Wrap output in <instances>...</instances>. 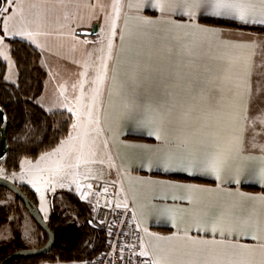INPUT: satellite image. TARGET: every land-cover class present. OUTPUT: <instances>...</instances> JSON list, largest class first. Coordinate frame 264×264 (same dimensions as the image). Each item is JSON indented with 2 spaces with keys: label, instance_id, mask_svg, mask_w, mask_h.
I'll use <instances>...</instances> for the list:
<instances>
[{
  "label": "crops",
  "instance_id": "crops-1",
  "mask_svg": "<svg viewBox=\"0 0 264 264\" xmlns=\"http://www.w3.org/2000/svg\"><path fill=\"white\" fill-rule=\"evenodd\" d=\"M140 3L141 0H122L124 7L122 6L119 19L115 23V35H109L113 39L114 57L110 72L107 78L105 77L99 101L100 131L108 151V160L111 162L110 171L102 177L109 184L107 193L110 194L116 206L132 205L134 217L143 231L145 249L151 254L153 260L162 258L163 264H190L193 258L186 252L192 247H207L217 252L222 250L221 243L235 242L256 247L259 243H264V230L257 231L254 228L246 230L233 241L231 236L220 237L218 234L213 236L211 232L197 231L194 218L197 212L210 204L216 206L210 214L215 216L220 206L225 203H236L242 206L244 215L253 213V220L259 221L264 227V203L259 199H242L243 197H264V185L253 183L235 186L227 180V177L217 181L213 176L190 175L182 171H164L155 166L149 167L143 162L144 149L160 147L161 141L142 132L129 131L131 125L123 115L124 97L120 83L126 79L130 61L134 59L136 52H142L143 55L139 59L154 69L152 78L156 81L163 80L166 84L174 83L177 93L181 92L184 82L181 79L170 82L168 79L170 71L186 73L193 68L201 72L207 69L205 75L208 83L203 93L213 105H219L223 109L222 113L212 114L209 119L216 121L219 117L218 127L227 136L233 126L230 114L238 112L239 123L247 128L246 146H249L247 141H251L253 136H255V142L264 144V123H262L264 121V32L208 25L198 21L200 18L189 21L187 17H181L179 14L162 13L159 9L152 8L151 0H144L143 6L137 7ZM204 18L264 28V25L243 24L231 18L211 16ZM145 19L153 23L144 24ZM197 26L215 30L219 35L208 37L197 32ZM76 29H87V27L82 25ZM111 30L107 29L113 33ZM85 38L82 35L81 41L89 48L90 41ZM186 48L190 49V54ZM177 53L181 54L177 55ZM40 65L46 71L40 94L42 96L48 90L50 75L41 54ZM114 76L117 77L115 81ZM64 80L61 78L55 82V90L49 93L69 92L68 85L63 83ZM236 83H239V88L235 87ZM38 102L45 108L42 102L39 100ZM202 103L194 107V116H202ZM182 112L183 110H177V118L182 116ZM245 115L247 120L244 118ZM181 134L179 126L168 130L170 140L173 136ZM165 146L175 147L174 144ZM80 159L82 160V157ZM80 159L75 164L77 172L74 179L58 180L54 184L48 181L41 186V204L36 197L35 181L29 178H18L16 185H24L32 191L38 209L40 207L44 209L41 215L45 220L50 214V194L53 191L66 190L77 196L79 192H90L95 188L88 183L89 178H87L88 181L80 178V173L85 171L84 167H81L84 163ZM53 167L51 165L50 168L45 169V172L52 173ZM173 175L198 179L201 182L168 177ZM2 176L10 179V173ZM191 188L210 191H189ZM250 188L258 190L254 191ZM46 202H49L47 206L43 204ZM164 209H171L172 216L163 214ZM254 235L259 239L253 240ZM188 236L196 241L215 240L217 244L193 246ZM156 245L164 251H159L154 247ZM237 258L250 260L251 264H262L264 261L259 251L252 254L245 253Z\"/></svg>",
  "mask_w": 264,
  "mask_h": 264
},
{
  "label": "snow or ice",
  "instance_id": "snow-or-ice-1",
  "mask_svg": "<svg viewBox=\"0 0 264 264\" xmlns=\"http://www.w3.org/2000/svg\"><path fill=\"white\" fill-rule=\"evenodd\" d=\"M16 0H4L8 7L3 8L4 16L11 11V6ZM144 0L137 7H142ZM152 8L159 9L160 12L176 13L181 17H187L189 21L204 17H225L238 20L243 24L264 25V0H151ZM113 8L119 15V3H114ZM5 17L4 29L7 30V19ZM144 24H152L153 21L145 19ZM115 21L112 24L113 35H115ZM196 31L208 37H216L219 33L212 29L196 27ZM25 35V33H17ZM28 38H33V33H26ZM35 35H40L36 33ZM124 37L121 36L123 41ZM188 54L190 49L186 48ZM181 53H177L180 55ZM142 52H136L134 59L130 61L129 71L126 79L120 83L123 92V115L129 121L131 127L129 131H138L147 136H154L161 141V146L155 149L145 148L143 162L149 167L155 166L164 171H182L190 175L200 174L213 176L217 181L227 177V180L235 185L258 183L264 185V144L255 142V136L251 141H247V128L239 123V113L231 115L233 126L227 136L218 127L219 117L216 121L209 119L210 115L222 113L223 109L219 105H213L204 95L203 90L208 81L206 71L201 72L197 68L181 73L169 72V81L175 79L183 80V88L180 93L176 92L174 83L166 84L163 80L156 81L152 78V67L143 63L139 57ZM112 58V41L108 42V57ZM108 72L107 62L102 65V71L96 76L95 83L98 85L94 89L92 104L89 105L88 117L91 122L92 107L96 103V96L99 95V85L103 84ZM82 73L81 75H85ZM114 81L117 79L113 77ZM83 82H81L82 89ZM239 88V83L235 84ZM83 95V92H81ZM201 102L202 116H194L193 110ZM177 110H183L182 116L177 118ZM69 111H71L69 109ZM245 120L247 116L245 115ZM98 124L99 121L97 120ZM264 123V121H262ZM181 128L182 134L168 137L169 128ZM74 129L78 127L73 124ZM73 138L62 142V146L54 152L41 156V160H46L51 156L65 151L64 145H71ZM174 144L175 147L165 145ZM27 163V161L25 162ZM59 170V167L58 169ZM39 191V189H37ZM189 191H210L204 189L191 188ZM243 200H257L264 203V197H243ZM191 203V201H189ZM215 205H208L202 211L197 212L194 218V226L197 231L204 230L211 232L213 236H231L235 241L238 235H242L246 230H264L259 221L253 220V213L244 215L240 204H228L220 206L219 212L215 216H210ZM163 214L172 216L171 209H164ZM174 218V217H173ZM160 239V238H157ZM170 239V238H169ZM253 240H258V236H252ZM188 240L193 246L217 244L215 240L196 241L191 236ZM159 251V245L154 246ZM221 251L207 247H192L186 254L193 259L190 264H251L250 260L237 258L243 254H252L256 251L264 257V243H259L256 247L241 245L238 243H228L220 245ZM142 255L148 256L145 249ZM149 264H163L162 258L149 262ZM264 264V261H262Z\"/></svg>",
  "mask_w": 264,
  "mask_h": 264
},
{
  "label": "rangeland",
  "instance_id": "rangeland-1",
  "mask_svg": "<svg viewBox=\"0 0 264 264\" xmlns=\"http://www.w3.org/2000/svg\"><path fill=\"white\" fill-rule=\"evenodd\" d=\"M117 2L119 3L120 12L123 6L122 0H16L11 6V11L4 16H0V71H3L5 80L8 83H14L16 80V71L8 42L20 40L30 44L43 57L50 75L48 90L42 96L39 95L36 98V102L39 105L38 100L42 102L45 108L50 110L47 111L40 105L47 112L64 111L71 117V125L66 136L60 139L53 147L40 152L34 158H20L17 170L10 172L9 180L15 184H18L17 180L20 177L35 181L36 197L39 199V204L42 202L40 199L42 197L41 186L48 181L54 184L58 180L69 181V179H74L77 172L75 164H77L76 161L80 157H82L80 161L84 163L81 167L83 166L85 169V171L80 173V178L84 181H88L87 178H89L88 183H90V186L96 188L100 185L105 192L109 189V184L102 177L107 171H110L111 162L108 160V151L100 131V122L96 123L97 120H100L99 117L101 115L99 101L104 82L99 85V95L96 96V103L92 107L91 122L89 121L88 110L95 94L93 90L98 87L95 83L97 73L102 71V65L105 61L108 65L106 78L110 72L114 48L112 46V58L107 59L108 42L109 39L113 40L109 37L112 32L107 31V29L111 30L113 21L116 23L119 19V15L117 16L113 8V4ZM4 7H8V5L2 4L0 13H3ZM5 17H11L6 21V31L4 29ZM94 23L98 25L97 34L85 36V39L90 41V47L88 48L87 45L82 43V35L77 34L76 27L84 25L87 29H90ZM29 32L33 33V38L31 39L26 35ZM17 33H25V35H18ZM36 33H40V35H35ZM60 60L66 63L64 64ZM70 61L74 63L68 64L67 62ZM85 72V75H81ZM61 78L65 79L63 83L68 85L70 93L50 94V91L53 92L55 90L54 83ZM81 82H83L82 89ZM81 92H85V95H81ZM73 124H77L78 127L74 129L72 127ZM70 136L73 138L71 145L65 144L63 153H58L46 160L40 159L41 156L52 153L55 149L61 147L62 142L68 141ZM67 152L68 154H66ZM26 161L27 163H25ZM51 165L54 166L52 173L45 172V169L50 168ZM58 167L59 170H57ZM61 172L63 173L61 174ZM6 174L8 173H5L0 166V176ZM14 197L11 192H5L0 204L7 208L20 209L19 219L18 216L11 215L16 222L18 220L19 224H15L13 228L9 225H3L0 228V241L10 238L14 231H18L25 246L37 247L41 241L45 240V234L28 217L29 215L25 209L22 210L15 203ZM61 200H63V196L57 194L56 202L61 203ZM48 203L43 204L47 206ZM130 206L132 207V205ZM88 209L90 212L89 220L99 225L97 222V211L90 206H88ZM39 210L43 214V207H40ZM102 229L105 238L106 230L105 228ZM90 248L91 244H87L86 249ZM88 263L87 260L81 259L63 261L58 259L50 260L44 257L38 260L36 264Z\"/></svg>",
  "mask_w": 264,
  "mask_h": 264
},
{
  "label": "trees",
  "instance_id": "trees-1",
  "mask_svg": "<svg viewBox=\"0 0 264 264\" xmlns=\"http://www.w3.org/2000/svg\"><path fill=\"white\" fill-rule=\"evenodd\" d=\"M2 4H4V0H0V7ZM148 14L153 15V13ZM198 21L208 25L264 32V28L261 27L241 25L219 19L200 18ZM8 43L16 71V80L14 83H8L4 78L3 71H0V105L7 115L8 150L0 162L5 173L17 170L20 158H34L40 152L53 147L67 135L71 125V117L68 113L64 111L47 112L36 102V98L42 92L46 78V71L40 65L39 52L30 44L20 40H11ZM168 177L201 182L198 179H188L179 175ZM19 187L30 199L36 201L34 194L28 187L24 185ZM5 192L10 191L0 187V201ZM57 194L63 196L61 203L56 202ZM14 201L24 210L17 197H14ZM19 212V208H7L0 204V228L3 225H9L13 228L15 224H19L18 220L16 222L11 217V215H15L19 219ZM72 217L74 218L72 219ZM89 219L90 212L87 204L79 201L69 191H53L50 194V214L47 219V223L54 233V243L51 250L40 256L17 258L9 264H36L38 260L44 257L50 260L63 261L81 259L87 260L90 264V261L102 247L104 232L92 220H90L92 222L90 224ZM38 229L40 228L38 227ZM43 242L41 241L38 246ZM87 244H91V248L88 250L86 249ZM24 247L27 246L23 243L18 231H14L10 238L0 241V261L12 251Z\"/></svg>",
  "mask_w": 264,
  "mask_h": 264
},
{
  "label": "built area",
  "instance_id": "built-area-1",
  "mask_svg": "<svg viewBox=\"0 0 264 264\" xmlns=\"http://www.w3.org/2000/svg\"><path fill=\"white\" fill-rule=\"evenodd\" d=\"M77 197L97 211V222L106 230L102 247L91 264H149L153 260L148 251V256L142 255L143 231L130 205H114L100 185L88 193L79 192Z\"/></svg>",
  "mask_w": 264,
  "mask_h": 264
},
{
  "label": "water",
  "instance_id": "water-1",
  "mask_svg": "<svg viewBox=\"0 0 264 264\" xmlns=\"http://www.w3.org/2000/svg\"><path fill=\"white\" fill-rule=\"evenodd\" d=\"M97 29H98V25L97 23H94L90 29L77 30V34L83 36H94L97 33ZM6 130H7V115L4 109L2 108V106L0 105V162L4 159L8 150ZM0 187L7 189L20 200L27 214L45 234V241L40 246L24 247V248L16 249L11 253H9L8 255H6L0 261V264H9L13 260L21 257L40 256L48 253L51 250L54 243V233L49 227L47 221L42 217L36 203L32 199H30L21 190V188L18 185H16L6 177L0 176ZM89 223L92 224L90 220Z\"/></svg>",
  "mask_w": 264,
  "mask_h": 264
}]
</instances>
